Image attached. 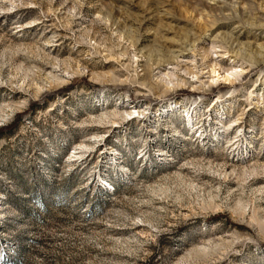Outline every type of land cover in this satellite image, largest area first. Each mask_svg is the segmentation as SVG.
<instances>
[{
	"label": "rangeland",
	"instance_id": "obj_1",
	"mask_svg": "<svg viewBox=\"0 0 264 264\" xmlns=\"http://www.w3.org/2000/svg\"><path fill=\"white\" fill-rule=\"evenodd\" d=\"M0 264H264V0H0Z\"/></svg>",
	"mask_w": 264,
	"mask_h": 264
}]
</instances>
